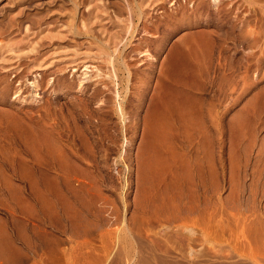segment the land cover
<instances>
[{
	"label": "rangeland",
	"instance_id": "obj_1",
	"mask_svg": "<svg viewBox=\"0 0 264 264\" xmlns=\"http://www.w3.org/2000/svg\"><path fill=\"white\" fill-rule=\"evenodd\" d=\"M32 116L59 148L38 186ZM153 150L173 204L146 193ZM7 240L23 264H264V0H0Z\"/></svg>",
	"mask_w": 264,
	"mask_h": 264
},
{
	"label": "bare ground",
	"instance_id": "obj_2",
	"mask_svg": "<svg viewBox=\"0 0 264 264\" xmlns=\"http://www.w3.org/2000/svg\"><path fill=\"white\" fill-rule=\"evenodd\" d=\"M214 1V3L215 4H218L219 3V0H213ZM55 19V18H54ZM83 25V24H82ZM60 27V26H59ZM22 28V27H21ZM26 32H27V30H26ZM71 64H75V61H72V63ZM75 66H76V64H75ZM75 66H73L74 68H76ZM84 67V66H83ZM68 69L67 68H65L64 70H63V72H65V71H67ZM86 70H88V67H86V69L82 72V75H81V78L80 79H82V80H80V82H79V84L78 83H76V84H78L79 86H80V88L79 89H81V84L82 83H84L83 82V80H86L87 78H88V73L90 72L89 70V72L88 71H86ZM86 71V72H85ZM66 73V72H65ZM81 74V73H80ZM39 77V76H38ZM38 77H36V78H34L33 79V82H32V85L31 86H33V91L30 93V95L28 96L29 98H31V102H33L34 101V99H36V98H38V95H37V91L40 89V88H42V86H43V83H42V81L41 80H38ZM63 78V77H62ZM41 79H42V77H41ZM75 79H76V77H75ZM43 80V79H42ZM78 81V80H77ZM66 82V81H65ZM72 82V81H71ZM61 83V82H60ZM70 83V82H69ZM68 83V84H69ZM53 84V83H52ZM72 84V83H71ZM47 85H50V80L47 82ZM59 85V84H58ZM73 85V84H72ZM31 90V89H30ZM22 91V88L21 89H17V91H16V93L18 94H20V93H22L23 94V92H21ZM23 96V95H22ZM25 97V96H24ZM23 97V98H24ZM165 99V98H164ZM30 100V99H29ZM28 100V101H29ZM171 100V99H170ZM23 101H27V100H25V99H23ZM170 101H168L167 103H169ZM171 104V103H170ZM173 105V104H172ZM171 105V106H172ZM160 106V105H159ZM170 106V105H169ZM174 109H175V107H174ZM39 111V110H38ZM40 112V111H39ZM49 112V111H48ZM161 113H162V111H160ZM160 112H158V113H160ZM182 112V111H181ZM46 113V112H45ZM44 113V114H45ZM157 112H155V114H156ZM158 113H157V115H158ZM43 114V113H42ZM50 114V113H49ZM46 115V114H45ZM48 115V114H47ZM46 115V116H47ZM161 115V114H160ZM40 116V115H39ZM43 116V115H42ZM49 116L50 115H48L47 116V118H49ZM45 117V116H44ZM154 117H155V115H154ZM162 117H164L163 115H162ZM176 117V116H175ZM156 118V117H155ZM165 118H167V117H165ZM165 118H164V121L166 122V120H165ZM158 120V119H157ZM160 120H163V119H160L159 118V120H158V122H162V121H160ZM169 120H170V118H169ZM152 122H154V121H152ZM160 123H157V124H159L160 125ZM167 123V122H166ZM170 123V122H169ZM29 126L31 127V129H30V134H31V136L30 137H32V140H33V142H34V146L32 147V145H33V143H31L32 145H30L32 148H34L33 150L35 151V161L33 162L34 163V165L31 167V176H32V178H30V181H31V183L32 184H35V185H40V184H42V181L41 180H39V177L37 176V173L40 171L41 172V170L42 169H44L46 166H47V161L49 160V158L50 157H52L53 155H54V153L55 152H57L58 153V151H59V148L56 146V145H54L53 144V139L54 138H56V136H57V133L54 131L55 129H53V127H52V124L50 125V124H48L46 121H45V118H42V117H33L32 116V118H30V121H29ZM163 124H164V122H163ZM168 124V123H167ZM166 124V125H167ZM154 125H156V123L154 124ZM153 125V128H151V129H153V130H151L150 129V131L152 132V136L154 135L155 136V139H158L157 141V144L159 143L160 145H162L163 143H164V141L167 139L166 137H165V135H161V131H163L164 132V130H162L159 126H157V127H155ZM28 126V127H29ZM54 126V125H53ZM163 127H164V125H162ZM170 126V125H169ZM16 128V127H15ZM173 128V127H172ZM13 129V128H12ZM11 129V130H12ZM160 129H161V131H160ZM166 129V128H165ZM185 129V128H184ZM14 130V129H13ZM12 130V131H13ZM159 133V134H158ZM73 134V133H72ZM151 134V133H150ZM164 134V133H163ZM177 134V133H176ZM179 134V136H180V134L181 133H178ZM156 135L158 136L157 138H156ZM183 135V134H182ZM181 135V136H182ZM151 136V135H150ZM153 136V137H154ZM184 136H185V133H184ZM17 137V136H16ZM152 137V138H153ZM164 137L166 138V139H164ZM175 137V136H174ZM178 137V136H177ZM151 138V137H150ZM175 139V138H174ZM31 140V141H32ZM88 140V139H87ZM169 140V139H168ZM153 142H155V141H153ZM167 141H165V143H166ZM169 143V142H168ZM167 143V144H168ZM170 144V143H169ZM155 145L156 144H154V148H155ZM156 146V150L158 149V148H160V147H162V146ZM29 146V145H28ZM167 147V146H166ZM30 148V147H29ZM28 148V149H29ZM152 148H153V145H152ZM153 148V149H154ZM163 148V147H162ZM27 149V148H26ZM27 149V150H28ZM31 151V149L28 151V152H30ZM33 151V152H34ZM151 151V150H150ZM159 151V150H158ZM32 152V153H33ZM61 153V152H60ZM148 153H150V152H148ZM153 153H156V154H153ZM153 153L151 152L150 154H149V156L147 155V159L145 160L146 161V166L147 167H145V166H143L144 168V170H145V172H144V175H145V189H146V193H149L150 194V196H152L151 198H154V200H157V201H160V202H165V201H170L172 204L174 203V198L172 197V195H171V192L174 190V189H178V187H171V185H169V181L167 182V178H168V176H170L173 180H176L175 179V175H173V174H170V173H168L169 172V170H168V168H169V166H168V162L166 161V163L162 160V158L158 155L159 153H157V152H154V150H153ZM53 154V155H52ZM152 154V155H151ZM146 155V154H145ZM161 156H162V154H161ZM172 159V158H171ZM170 159V160H171ZM184 163V162H183ZM143 165H145V164H143ZM47 169V168H46ZM174 169V168H173ZM65 170V169H64ZM164 171H168V172H164ZM40 174V173H39ZM143 174V173H142ZM187 174V173H186ZM144 175H142V176H144ZM40 176V175H39ZM64 177H66V176H64ZM169 177V178H170ZM66 179V178H65ZM54 180H55V182L57 183H59L60 182V180H59V178H54ZM171 180V179H170ZM63 181V180H62ZM171 183V182H170ZM48 187V186H47ZM181 188V187H180ZM148 194V195H149ZM149 197V196H148ZM156 201V202H157ZM165 204H167V203H165ZM155 205V204H154ZM33 209V208H32ZM164 212V211H163ZM180 214V213H179ZM179 218V217H178Z\"/></svg>",
	"mask_w": 264,
	"mask_h": 264
},
{
	"label": "crops",
	"instance_id": "obj_3",
	"mask_svg": "<svg viewBox=\"0 0 264 264\" xmlns=\"http://www.w3.org/2000/svg\"><path fill=\"white\" fill-rule=\"evenodd\" d=\"M158 101H159V98L157 100V103H158ZM198 109L202 110L203 107L199 106ZM157 113H158V111H157ZM157 113L154 114L156 118L153 115V117L151 119V122H150V127L152 126L151 128H153V125L155 123H156V125H154L155 127L161 126L160 128H162L163 127L162 125H164V127H165V124H166L164 121L165 115L162 113H158V115H157ZM162 115L164 117H162ZM159 118L163 119V120H160V121H162L161 123L158 122ZM152 121H154V122H152ZM163 122H164V124H163ZM157 123H160V125ZM151 130H153V129H151ZM150 135H152L151 131H149V133H148V136H150ZM55 225L60 226L61 224L55 223ZM67 241H68V237L62 238L59 236H50V237L46 236L45 239H43L41 243L38 242L37 245L40 246L42 249L48 248L50 253H51L50 255H53V254H59V249H61L62 245H65V243ZM0 262H1V264H23V263H25L24 259L21 262L20 252L17 249V246H15L13 241L11 242L9 240H7L6 242L3 241L0 244Z\"/></svg>",
	"mask_w": 264,
	"mask_h": 264
}]
</instances>
